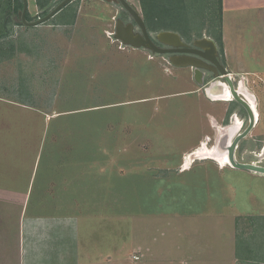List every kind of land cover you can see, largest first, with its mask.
<instances>
[{
	"label": "rangeland",
	"instance_id": "1",
	"mask_svg": "<svg viewBox=\"0 0 264 264\" xmlns=\"http://www.w3.org/2000/svg\"><path fill=\"white\" fill-rule=\"evenodd\" d=\"M61 1L42 0L40 6L38 0H27L28 22L46 16ZM126 1L142 16L138 0ZM243 1L256 3L258 8L245 13L238 23L251 35L241 54L249 69L262 73L243 84L252 95L259 119L238 143L235 157L239 163L264 167V0ZM183 5L190 9L184 33L171 32L179 34L187 46L204 37L212 40L220 59L213 39L218 29L212 19L217 16L216 0H185ZM21 11L15 0H0V183L10 182L11 172H17L12 180L24 186L32 167L45 166L46 151L62 149L69 142L78 148L101 150L104 141H111L104 135L106 125L128 127L131 144L115 141L114 146L117 157L128 156L119 154L124 149L130 153L125 165L131 169L126 170L123 183L126 204L115 206L116 216L105 227L107 242L98 246L110 256L113 253L109 264H264V175L246 170L216 173L208 167L200 178L202 171L197 166L207 162L201 157L194 161L195 178L187 176L198 190H178L173 178L168 184L157 182L154 190L149 179V171L157 168L160 175L161 167L164 177H169L165 160L175 164L181 151L193 145L206 128L207 113L216 119L224 114L227 130L221 131L216 151L227 154L225 137L230 133L231 139L248 125L241 106L212 103L203 91L177 94L195 89L193 83H184L188 72L170 66L163 70L166 65L157 58L149 60L147 50H134L115 38L117 21H132L117 0H73L34 27L21 22ZM147 30L158 46L166 48L156 36L170 30L150 23ZM134 31L140 32L136 25ZM171 56H162L167 65ZM201 72L205 86L223 82L211 69ZM94 106L98 108L90 109ZM55 114H59L56 120L45 123V116ZM233 115L240 123L231 133ZM55 128H62L65 137L61 132L55 135ZM214 137L209 136L208 148L216 144ZM38 149L44 150L41 161H37ZM193 197L209 201L203 204V217L198 215L201 209L194 210L191 201L186 203V198ZM0 207L8 224L3 246L8 248L6 260L11 264V223L14 219L16 224L19 212L9 205ZM133 255L139 259L133 260Z\"/></svg>",
	"mask_w": 264,
	"mask_h": 264
},
{
	"label": "crops",
	"instance_id": "2",
	"mask_svg": "<svg viewBox=\"0 0 264 264\" xmlns=\"http://www.w3.org/2000/svg\"><path fill=\"white\" fill-rule=\"evenodd\" d=\"M255 4L256 3L248 4L243 0H222L221 38L223 50L220 53V57L229 74L236 76L244 75L248 78V83L250 79L254 80L255 77L259 76L262 71L255 69H253L255 70L253 71L249 69L246 65V61H244L241 49L243 44L247 41L245 40L247 36L249 37L251 35L250 33L247 34L242 31V28L238 27V23L242 22L245 18L243 16L245 13L258 8ZM133 49L145 51V49L141 48ZM66 57L69 60L71 54L69 53ZM107 57L112 59L113 55H108L106 58ZM147 58L149 60H155L156 58L160 59V61L166 65L163 70H168V66H170L171 68L178 69L177 71L185 70L188 72L186 79L185 75H183V79H185L184 83L187 84V86L193 83L195 89L177 94H199L203 91L206 99L212 103L234 102L231 101V98L227 97V95H225V98L219 96V91L217 89L210 90L213 93L209 94L207 91L213 84L204 85V81L206 80L205 75L203 80L204 84H201V81H197L195 79L193 67H175L170 65L169 62L167 65L162 55L152 54L149 51L147 53ZM250 104L256 109L255 102L251 101ZM25 106L27 108L29 107L27 105ZM96 108L98 107H90V109ZM58 115L59 114L45 116V123L56 120ZM223 115L222 112L220 117L216 119L212 113H207L205 118L206 128L202 131V134L193 145L181 151V154L177 156L175 164L171 165L170 162L165 160V171L167 173L169 172V177H164L161 169L162 167L159 168V171H161L160 175L156 172L157 168L149 171L151 186L157 182H164V180V183L168 184L167 182L173 178V180H175V185H177L174 186L177 187L178 190L190 189L192 192L194 189L198 190L187 176L189 175L191 178L194 177L192 172L196 163L193 161L201 159V157H203V161L207 162L205 164L198 163L199 165L197 167L202 171L200 178L207 173L206 168L208 167L209 169L211 167L216 173H224L227 170H237L230 167L224 160H217L210 154L212 151L215 152V147L212 149L206 147L201 151L193 153L184 164L183 157L197 149L200 143L204 141L205 137L214 135L216 144L213 146L217 145V140L221 136V131L226 130V127L223 125L225 119ZM235 116L237 115L235 114ZM235 116L233 115V117ZM258 119L259 114L257 113L256 122H258ZM239 123L240 121L238 119V121L233 124L238 125ZM61 129L55 128L53 133L55 135L59 133L60 136L61 132L62 136L65 137L63 134L64 131H61ZM105 129H107L106 134H104L105 137L108 141V137L111 138L109 143L104 141L103 145L105 148H101V150L78 148V145L69 142L62 149H50L46 151L47 159L44 161L45 166L32 167L28 180L24 181V186H20L17 180H12L13 176H18L17 172H11L10 182L5 183V181H3L0 183V206L9 205L12 210L16 208L19 212V218L15 220L16 224L13 223L14 219L11 223L10 240L14 245V248H10L12 254L11 264L110 263L113 253L111 252L112 255L110 256L105 251H100L99 247H102L103 244L107 242L109 232L107 228L105 230V227L106 223L109 220H113L114 215L116 216L114 211L115 206H123L126 204V201H124L122 197L125 190V188H123L124 174L131 169L130 164L125 165V160H127L130 155L128 150L124 149L123 151H119V154L128 153V156L123 155L120 158L116 156L118 151L114 154V146L115 141L128 143L131 134L126 136V129H128V127L116 129L111 123L106 125ZM131 142L132 141L128 143V146ZM44 143H46V140ZM54 144L56 145L55 140ZM38 150L37 161H41L44 150ZM40 169H42V172ZM38 171H40V174ZM2 175L3 174L0 173V177H2ZM195 180H197V178ZM203 181L204 178L200 183H204ZM172 184H174V182ZM199 186L203 188L204 184ZM154 190H156V185H154ZM191 199L192 198H186V203L189 204L191 201L190 203H192V208H194V210L196 207L201 209L202 211L198 213V215L203 217L205 214L204 206L209 201L203 198L198 199L193 197V199ZM29 206L35 207L29 210ZM3 211L4 210L0 207V264H10L6 260L8 248L3 246L6 244L5 239L8 237V224ZM118 212L122 213L120 210ZM99 223H101L100 228ZM101 230L105 231L101 233ZM99 235H103L101 243Z\"/></svg>",
	"mask_w": 264,
	"mask_h": 264
},
{
	"label": "water",
	"instance_id": "3",
	"mask_svg": "<svg viewBox=\"0 0 264 264\" xmlns=\"http://www.w3.org/2000/svg\"><path fill=\"white\" fill-rule=\"evenodd\" d=\"M72 1L73 0H62L46 16L39 18L34 22H28L26 20L27 0H22L23 7L22 11L19 12L21 22L25 26L29 27L38 26L53 18L58 12H60ZM117 1L122 6L123 10L130 15L133 22L140 30V33L134 34V26L132 23H128L125 25L122 21H117L115 27V38L122 44L132 48L145 49L151 52L152 54L156 55H174L168 58V62L170 63V65L175 67H193L195 79L197 81H201V84H203L204 80V74L201 72V69H214L216 75H219V77L223 79V82L228 85L230 93L232 94V101H234L244 109L248 119V125L243 132L235 134L234 136H232L231 139V136H228L227 138L225 137L224 141L226 143H224L226 144V147H224L223 149H227V154L230 162L229 166L237 170H246L249 172L264 175V167L258 165L256 166L255 164L239 163L238 161H236L235 152L238 148V143L241 139L246 137L255 127L257 117L251 104L241 96L238 89L235 88L233 80L229 76V73L227 72L226 68L220 63L215 43L212 40L204 37L200 40L195 41L191 46H187L182 41L179 34L171 31H165L158 33L156 38L158 40V43L166 46V48L159 47L148 33L147 27L140 13L126 0ZM184 56L197 59L202 63L206 64L207 67L200 66L197 63L191 61L180 60V57ZM227 140L230 141V144L227 143ZM218 141H220V138L217 140V142ZM219 145L220 144L218 143L216 147L218 148Z\"/></svg>",
	"mask_w": 264,
	"mask_h": 264
},
{
	"label": "trees",
	"instance_id": "4",
	"mask_svg": "<svg viewBox=\"0 0 264 264\" xmlns=\"http://www.w3.org/2000/svg\"><path fill=\"white\" fill-rule=\"evenodd\" d=\"M17 7L22 8V0H15ZM142 12L144 23L147 27L148 23L155 27H163L165 30L178 31L184 33V25L187 23L186 13L189 8L183 5L185 0H138ZM38 4L43 6L42 0H38ZM217 16L214 19L218 25L217 35L213 36L216 41L219 52H222L221 24H222V0H216ZM28 21V17L26 16ZM220 63L224 62L220 58Z\"/></svg>",
	"mask_w": 264,
	"mask_h": 264
},
{
	"label": "bare ground",
	"instance_id": "5",
	"mask_svg": "<svg viewBox=\"0 0 264 264\" xmlns=\"http://www.w3.org/2000/svg\"><path fill=\"white\" fill-rule=\"evenodd\" d=\"M180 60H183V61H191V62L197 63V64L200 65V66H205V67H207L206 64L202 63L201 61H199V60H197V59L191 58V57H187V56L180 57ZM211 70L214 71V69H211ZM236 88H237V87H236ZM212 89H217V90L219 91V96H222L223 98H225V97H226L225 95H227V97H230V98H231V101L233 100L232 94L230 93L229 87H228V85H227L226 83L219 81L218 83L213 84L212 87L209 88V90H208L207 92H209V94H212L213 92L210 91V90H212ZM238 91H239V93L241 94V96H242L246 101H248L249 103H250L251 101L254 102V100H253V98H252V95L246 90V88L243 87L242 84H240V86L238 87ZM251 106H252V105H251ZM253 109H254V111H255V113H256V117H257L256 109H255V108H253ZM233 120H234V122H236V121H238V118L233 117ZM241 123H242V122H241ZM237 127H238L237 125L230 126L229 131L231 132V130H232L231 133H233L234 130H235ZM226 130H227V129H226ZM228 133H229V132H228ZM229 136H231L230 133H229ZM228 144H230V141H228ZM216 146H217V145H216ZM206 147L208 148V146H205V144L203 143V145L201 146V148L198 149V150H196L194 153H196V152H198V151H201L203 148H206ZM216 149L219 150L217 147H215V152L212 151V153H210V154H211L214 158H216L217 160H224L227 164L230 165L229 158H228V154H225V153H223V154H222V153H221V154H218V152L216 151ZM192 154H193V153H192ZM192 154H191V155H192ZM191 155H190V156H191ZM190 156H189V157H190ZM187 159H188V158H187ZM187 159H186V160H187ZM193 159H194V157H193ZM194 161H195V160H194ZM194 161H193V162H194ZM184 164H185V162H184ZM184 164H183V165H184ZM256 166H257V165H256Z\"/></svg>",
	"mask_w": 264,
	"mask_h": 264
},
{
	"label": "built area",
	"instance_id": "6",
	"mask_svg": "<svg viewBox=\"0 0 264 264\" xmlns=\"http://www.w3.org/2000/svg\"><path fill=\"white\" fill-rule=\"evenodd\" d=\"M229 76L232 78L233 82H237V85L235 86V88L237 87L236 89H238V87L240 86V84L243 85V84H245V83H248V78H247L246 76H244V75H237V76H235V75H231V74H229ZM210 140H211V139H210L209 137H205V138H204V141H202V142L200 143V145H199V147H198L197 149H195L194 151L190 152L189 154H187V155H185V156L183 157L184 162H186V159H187L192 153H194L196 150L200 149L201 146L203 145V143L205 144V146H208ZM213 147H214V146H212L210 149H212ZM132 259H133V260H138L139 257H138L137 255H133V256H132Z\"/></svg>",
	"mask_w": 264,
	"mask_h": 264
},
{
	"label": "flooded vegetation",
	"instance_id": "7",
	"mask_svg": "<svg viewBox=\"0 0 264 264\" xmlns=\"http://www.w3.org/2000/svg\"><path fill=\"white\" fill-rule=\"evenodd\" d=\"M129 22H131L132 24H133V26H135V23L133 22V20L132 21H129ZM125 25L126 24H128V23H124ZM133 32H134V34H137V32H135L134 30H133ZM140 33V32H139ZM155 42V41H154ZM156 44H157V42H155ZM159 47H161V46H159ZM219 59V58H218ZM220 60V59H219Z\"/></svg>",
	"mask_w": 264,
	"mask_h": 264
}]
</instances>
